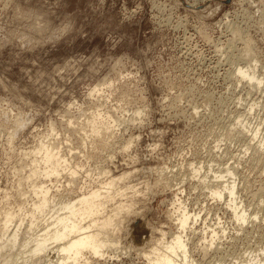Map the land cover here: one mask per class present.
Returning <instances> with one entry per match:
<instances>
[{"label":"rangeland","instance_id":"obj_1","mask_svg":"<svg viewBox=\"0 0 264 264\" xmlns=\"http://www.w3.org/2000/svg\"><path fill=\"white\" fill-rule=\"evenodd\" d=\"M98 109L117 129L107 145L93 140L83 151L66 121L86 123ZM49 129L81 167L79 185L129 175L120 186L132 188L134 213L105 260L87 264H149L162 232L170 242L178 231L176 198L200 215L187 233L195 264L264 259V0H0V264L18 247L7 248L3 213L20 203L30 210L21 154ZM220 175L249 214L243 225L227 195L209 193ZM216 225L225 232L211 247L202 230Z\"/></svg>","mask_w":264,"mask_h":264},{"label":"bare ground","instance_id":"obj_2","mask_svg":"<svg viewBox=\"0 0 264 264\" xmlns=\"http://www.w3.org/2000/svg\"><path fill=\"white\" fill-rule=\"evenodd\" d=\"M237 76H241L243 80L246 78L249 84L254 82L255 86L261 85V80L248 71L238 69ZM100 92L101 89L97 86L89 92V96L98 95ZM68 111L65 114L66 117ZM71 119L69 122L66 121L67 126L72 128H68V132L81 138L80 142L83 141L84 145L83 151L93 140L100 139L104 145H107V141L111 140L108 138L113 135L114 129H117V123L112 113L102 114L99 109L92 120H88L86 123L79 124L78 121L75 123ZM242 128L245 129L244 126ZM80 132L83 134L80 135ZM53 133L55 131L49 129L46 133L48 136L38 144V148L30 153L21 154L22 158H29L30 163L29 174L27 177L24 176L26 184L31 188V204L27 205L30 210L25 209V206L20 203L14 207L13 211L8 210L3 213L2 222L3 228H5L3 236L6 244H9L7 248L12 251L16 245L18 247L13 260L8 258L2 264H28L27 262L34 264L41 260L45 264H87L91 258L104 259L106 255L104 251L118 243L117 235L122 229L123 223L134 213L136 207L133 201L134 197L132 196L130 199L127 197V191H131L132 188L120 186V183L129 175L122 174L118 179L111 176L108 182L104 181L99 186L90 185L91 183H88L91 180L88 179L90 177L85 176L86 179L82 180V178L81 183L84 182L79 185L76 178L81 174V167L79 164H75L71 157H68L59 142L50 141L52 138L49 137H52ZM56 136L58 135L56 134ZM256 137L257 132L253 130L252 138ZM67 142L66 144H68ZM261 145H264L263 141ZM261 145L257 149L253 148L258 153L257 157H259ZM224 180L225 177L222 175L215 177L213 181L208 180L209 193L217 199H222L227 195L226 206L232 213L235 223L243 225L250 220L249 214L240 203H237L235 184L230 185L228 181ZM61 181H63L61 186L54 187L55 191L58 189L57 192H51L48 184L56 186ZM222 183L223 185H220ZM76 189L80 194L75 191ZM172 206L175 210L178 231L172 236L170 242H166L165 235L167 234H163V232L161 234L159 231L161 239L159 242L156 239L158 243L156 242L154 248L152 247L151 256H147L149 264H195L191 258L187 233L193 230L200 215L199 213H190L177 198ZM108 209H111L112 214L108 213ZM23 211L25 214L21 219ZM20 215L22 216L20 217ZM255 218L256 216L251 220H256ZM10 225H12V231L7 233L6 229ZM217 226L208 228L206 226L205 231L202 230L203 236L206 233L209 234L211 247L215 239L225 232L223 227ZM22 228H25V233L28 229L26 237H24L25 233ZM220 231L221 235H219ZM202 242L204 244L205 240ZM3 251L4 249L0 248V255ZM244 264H264V259L261 260L253 255Z\"/></svg>","mask_w":264,"mask_h":264}]
</instances>
